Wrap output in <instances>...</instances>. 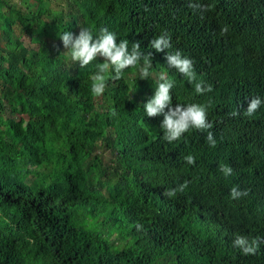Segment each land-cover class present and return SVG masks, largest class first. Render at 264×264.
Wrapping results in <instances>:
<instances>
[{"label": "trees", "instance_id": "trees-1", "mask_svg": "<svg viewBox=\"0 0 264 264\" xmlns=\"http://www.w3.org/2000/svg\"><path fill=\"white\" fill-rule=\"evenodd\" d=\"M134 1L0 0V264H154L167 255L172 264H264V247L246 256L232 246L235 235L264 238V103L244 115L251 97L264 101V0H168L171 14H152L161 28L182 20L174 15L193 19L205 52L198 78L212 86L196 104L206 106L217 145L194 137L169 144V157H195L180 177L173 162L144 157L137 103L116 92L96 103L97 62L81 68L62 55V32L84 27L95 36L93 21L105 18L111 29ZM41 152L74 178L89 215L130 226L133 249L116 252L102 230L85 236L80 208L63 189L46 192L55 176L17 186ZM225 164L231 176L220 171ZM184 182L176 193L187 206L181 227L164 218L162 193ZM233 186L248 194L232 199Z\"/></svg>", "mask_w": 264, "mask_h": 264}, {"label": "clouds", "instance_id": "clouds-1", "mask_svg": "<svg viewBox=\"0 0 264 264\" xmlns=\"http://www.w3.org/2000/svg\"><path fill=\"white\" fill-rule=\"evenodd\" d=\"M136 1L139 2L137 5ZM136 1L127 6V12L119 14L111 23V29L105 28V18L98 19L100 24L92 20L93 24L100 27L95 36L89 28L84 27H80L78 34L62 32L59 35L65 48L62 55L64 54L68 61L78 62L81 68L97 62L90 88L91 93L97 95L96 103L119 93H122V96L126 94L137 103L143 115L137 142L143 147L144 157L156 165L161 163L167 167L173 162L172 169L176 171V177H180L185 167L189 173L195 164V157L191 154L169 157V144L179 145L194 137V140H206L213 148L217 145L212 133L213 120L208 115L206 106L196 104V100L204 93L212 91L210 84L205 86L198 78L205 68V52L198 46L196 25L189 15H174L182 20L174 19L161 28L152 14L163 10L171 14L168 0ZM102 15L104 14L93 17L99 18ZM226 31V28L221 30L222 34ZM114 93L115 95H112ZM262 103L264 101L259 96L251 97L244 115L251 117ZM110 115L116 116V110H111ZM232 115L238 116L240 113L234 111ZM106 156L107 159L112 157L110 151H107ZM27 164L29 165L24 166L17 186H24L25 190H28L39 179L50 175L51 182V177L55 176L54 183L45 188L47 194L63 189L64 199L75 204L76 209L80 208L79 222L76 223L83 228L85 236L89 237L93 233L90 221L95 217L89 215L84 199L79 197L80 189L76 188L78 184L74 178L64 169L63 172L60 171L55 157L47 158L42 152L39 159H29ZM220 171L225 177L233 173L232 167L226 164L220 166ZM187 183L180 184L178 188L164 189L162 193L167 200L163 210L164 218L181 227L186 224L187 206L177 198L176 193L183 192ZM229 194L232 199H239L248 192L233 186ZM119 225L125 227V233L121 235L132 239L129 247L115 249L119 243L117 237L104 234L103 236L110 240L116 252L133 249L135 238L130 235V226L124 222ZM112 226L118 230L116 225ZM134 227L140 231L143 225L137 223ZM232 246L240 249L246 256L256 255L259 249L264 247V238L256 237L250 240L246 236L235 235ZM172 262L173 257L167 255L157 259L154 264Z\"/></svg>", "mask_w": 264, "mask_h": 264}, {"label": "rangeland", "instance_id": "rangeland-1", "mask_svg": "<svg viewBox=\"0 0 264 264\" xmlns=\"http://www.w3.org/2000/svg\"><path fill=\"white\" fill-rule=\"evenodd\" d=\"M106 223V224H104ZM90 228L92 230L103 231L104 235H115L119 240L118 246L115 249H122L129 247L132 243V239L127 235H121L125 233V230H116L115 226L108 225V221H105L101 218H95L90 221Z\"/></svg>", "mask_w": 264, "mask_h": 264}]
</instances>
